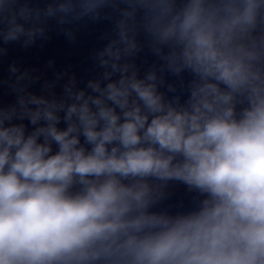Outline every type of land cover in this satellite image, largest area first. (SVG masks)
<instances>
[{
  "label": "clouds",
  "instance_id": "clouds-1",
  "mask_svg": "<svg viewBox=\"0 0 264 264\" xmlns=\"http://www.w3.org/2000/svg\"><path fill=\"white\" fill-rule=\"evenodd\" d=\"M100 20L86 82L0 77V264H264V0H0V58Z\"/></svg>",
  "mask_w": 264,
  "mask_h": 264
}]
</instances>
